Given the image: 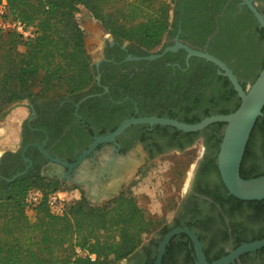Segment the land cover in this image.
Instances as JSON below:
<instances>
[{
	"label": "flooded vegetation",
	"instance_id": "obj_1",
	"mask_svg": "<svg viewBox=\"0 0 264 264\" xmlns=\"http://www.w3.org/2000/svg\"><path fill=\"white\" fill-rule=\"evenodd\" d=\"M249 1L264 18V0ZM175 7L179 12L178 29L175 32L171 29L157 51L141 53L129 42L105 37L97 57L91 62L94 73L91 90L77 97L26 100L27 114L17 132L16 151L7 150L0 155L2 178L39 174L50 183L76 191L91 205L101 207L122 195L131 181L154 160L171 152L195 148L200 143L202 151L189 175L186 194L171 221L165 224L166 231L156 230L150 234L131 256L117 264H154L165 235L180 228L195 234L209 263L229 255L243 244L264 239V210L239 206L232 201L220 179L217 153L223 128L184 133L157 128L159 125H132L113 142L96 145L71 170L45 158L35 147L42 145L50 158L74 164L95 138L114 131H109V127L116 119L122 122L133 117H158V111L169 109L170 103L158 101L146 105L143 101L148 99H116V95L122 96L125 86L120 80L141 75L149 66L148 62L160 59L158 68L172 69L168 81L174 80L177 69L185 72L192 57L187 58L183 49L165 52L176 42L208 54L209 44H214V51L222 54L224 60L221 61L233 71L241 86L244 89L249 86L252 78L244 85L240 73H256L264 63V29L259 27L244 1L174 0ZM194 33L208 36L203 46L185 38ZM150 55L160 57L144 59ZM154 107L155 112L146 111ZM100 108L106 112L101 117L96 114V109ZM163 260L165 264H196L190 238L183 233L174 235L165 247L161 264ZM229 264H264V247L241 254Z\"/></svg>",
	"mask_w": 264,
	"mask_h": 264
},
{
	"label": "trees",
	"instance_id": "obj_2",
	"mask_svg": "<svg viewBox=\"0 0 264 264\" xmlns=\"http://www.w3.org/2000/svg\"><path fill=\"white\" fill-rule=\"evenodd\" d=\"M8 17L33 26L36 36L23 40L0 32V116L10 106L29 99H62L80 96L91 90L93 67L87 53L84 32L76 14L84 9L106 34L119 42H129L142 53L162 46L167 35L178 29L174 0H6ZM185 16L182 17V21ZM208 36H186L201 45ZM211 55L224 60L209 44ZM160 59L148 62L141 75L124 77L121 97L161 101L170 108L158 111L159 118L196 124L212 115L234 112L240 103L227 78L217 74L210 62L192 57L185 72L158 68ZM252 73L251 83L259 72ZM115 88V87H114ZM244 88V87H243ZM95 103L96 99L91 100ZM151 103H149L151 105ZM155 112L156 107L146 110ZM101 117L106 114L96 109ZM121 123L116 119L109 131ZM161 129L178 130L156 126ZM224 128L214 123L206 128ZM219 137L218 142L221 141ZM240 177L250 179L264 174V108L251 131L241 165ZM11 179L12 175H5ZM32 189L45 197L32 216L26 213L25 198ZM39 174L27 173L13 181L0 179V264H117L131 256L156 230L166 231L147 217L133 196L123 191L117 199L101 207L79 198L66 206L61 216L52 215L46 206L47 194L65 190ZM240 205L264 210V200L241 201ZM79 249L88 255L76 253ZM92 256L93 258H90ZM165 264V260L163 263Z\"/></svg>",
	"mask_w": 264,
	"mask_h": 264
},
{
	"label": "water",
	"instance_id": "obj_3",
	"mask_svg": "<svg viewBox=\"0 0 264 264\" xmlns=\"http://www.w3.org/2000/svg\"><path fill=\"white\" fill-rule=\"evenodd\" d=\"M247 5L254 18L256 19L259 27L264 29V18L252 5L251 1L243 0ZM183 49L187 53V58L198 57L212 63L217 68V74L228 79L233 90L236 92L237 97L240 100L238 108L226 115H212L206 117L196 124H185L175 119L158 118V117H142V118H130L123 120L119 126L110 134L95 138L94 142L89 146L88 150L82 155L79 160L74 164H66L60 161L54 160L48 156L44 151L42 145H35L38 151L47 159L52 162L58 163L62 166L69 168L70 170L76 167L81 160L88 155L96 145L101 143L113 142L115 137L120 135L123 131L132 125L148 124L150 126L159 125L174 128L184 133H196L207 126L214 123L224 124L223 134L217 153V168L220 175V179L228 193L241 201H261L264 200V174L258 177L243 179L240 177V165L242 157L249 140L251 131L255 125V122L259 117H262V110L264 108V68L259 72L256 79L247 86L245 89L239 83L236 75L233 71L224 64L221 60L212 56L206 52L192 49L186 45L176 42L174 47L168 48L166 51H177ZM160 57V55H150L147 60H152ZM138 60V59H137ZM24 158V156L22 155ZM24 160H26L24 158ZM20 174L14 176L11 179H4L7 182L13 181L18 178ZM76 184V183H75ZM77 186L79 184H76ZM183 233L187 235L194 247L197 262L196 264H229L237 259L241 254L248 252H255L258 249L264 247V239L254 241L252 243L243 244L236 250L232 251L229 255L213 262H207L202 250V246L195 236V234L189 229H175L163 238L156 255L154 264H161L162 256L165 252V247L169 240L176 234Z\"/></svg>",
	"mask_w": 264,
	"mask_h": 264
},
{
	"label": "rangeland",
	"instance_id": "obj_4",
	"mask_svg": "<svg viewBox=\"0 0 264 264\" xmlns=\"http://www.w3.org/2000/svg\"><path fill=\"white\" fill-rule=\"evenodd\" d=\"M76 21L84 32L85 47L92 62L97 57L102 41L110 35L106 34L82 8L76 14ZM240 78L245 85L252 78V72L248 74L241 72ZM25 103L24 101L10 106L0 116V139L7 137L13 139L10 145L4 147L5 150L16 151L17 132L27 114ZM201 151L199 143L195 148L184 152H171L159 157L133 179L124 191L133 196L147 217L153 218L160 225L170 222L179 202L186 194L189 175ZM148 237H144V241Z\"/></svg>",
	"mask_w": 264,
	"mask_h": 264
},
{
	"label": "built area",
	"instance_id": "obj_5",
	"mask_svg": "<svg viewBox=\"0 0 264 264\" xmlns=\"http://www.w3.org/2000/svg\"><path fill=\"white\" fill-rule=\"evenodd\" d=\"M0 32L4 34H15L23 40H32L35 38L36 33L33 26L23 24L19 20H13L8 17L7 1L0 0ZM45 195L40 189H32L28 192L25 198L26 213L28 216H32L35 208L41 203ZM80 197L76 191L65 189L53 191L46 196V206L49 212L55 216H61L66 206L78 200ZM76 253L81 256L88 255L87 252H83L79 249ZM93 258L92 256H89Z\"/></svg>",
	"mask_w": 264,
	"mask_h": 264
},
{
	"label": "crops",
	"instance_id": "obj_6",
	"mask_svg": "<svg viewBox=\"0 0 264 264\" xmlns=\"http://www.w3.org/2000/svg\"><path fill=\"white\" fill-rule=\"evenodd\" d=\"M21 115V114H20ZM12 137H7L5 139H0V155L3 154L5 151L4 147L6 145H10L12 143Z\"/></svg>",
	"mask_w": 264,
	"mask_h": 264
}]
</instances>
